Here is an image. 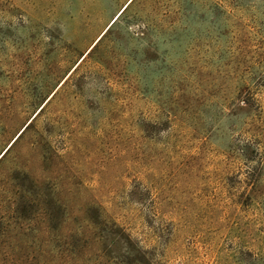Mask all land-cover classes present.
<instances>
[{
  "label": "rangeland",
  "instance_id": "rangeland-1",
  "mask_svg": "<svg viewBox=\"0 0 264 264\" xmlns=\"http://www.w3.org/2000/svg\"><path fill=\"white\" fill-rule=\"evenodd\" d=\"M2 153L0 264H264V0H0Z\"/></svg>",
  "mask_w": 264,
  "mask_h": 264
},
{
  "label": "water",
  "instance_id": "water-1",
  "mask_svg": "<svg viewBox=\"0 0 264 264\" xmlns=\"http://www.w3.org/2000/svg\"><path fill=\"white\" fill-rule=\"evenodd\" d=\"M125 7H126V6H125ZM125 7H124V8H125ZM119 14H120V13H119ZM119 14H118V15H119ZM118 15H117V16H118ZM110 25H111V22L107 25V27L105 28V30H106ZM101 34H102V33H101ZM101 34H100V35H101ZM99 37H100V36H99ZM99 37L95 40V42L99 39ZM95 42H93V44H94ZM93 44H92V45H93ZM90 47H91V46H90ZM24 127H25V126H24ZM24 127H23V128H24ZM22 130H23V129H22ZM18 135H19V134H18ZM18 135H17V136H18ZM17 136H16V137H17ZM16 137H15V138H16ZM5 151H6V149L4 150V152H5ZM4 152H3V153H4ZM3 153L0 155V157L3 155Z\"/></svg>",
  "mask_w": 264,
  "mask_h": 264
},
{
  "label": "trees",
  "instance_id": "trees-1",
  "mask_svg": "<svg viewBox=\"0 0 264 264\" xmlns=\"http://www.w3.org/2000/svg\"><path fill=\"white\" fill-rule=\"evenodd\" d=\"M126 7H127V5H126ZM126 7L120 12V14L118 15V16H120L123 12H124V10L126 9ZM118 16L116 17V19L111 23V25L118 19ZM111 25L107 28V30L111 27Z\"/></svg>",
  "mask_w": 264,
  "mask_h": 264
},
{
  "label": "snow or ice",
  "instance_id": "snow-or-ice-1",
  "mask_svg": "<svg viewBox=\"0 0 264 264\" xmlns=\"http://www.w3.org/2000/svg\"><path fill=\"white\" fill-rule=\"evenodd\" d=\"M129 3H131V0H129Z\"/></svg>",
  "mask_w": 264,
  "mask_h": 264
}]
</instances>
